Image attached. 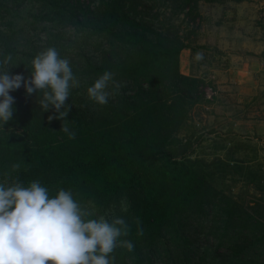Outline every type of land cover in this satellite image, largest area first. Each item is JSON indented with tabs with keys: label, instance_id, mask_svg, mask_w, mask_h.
<instances>
[{
	"label": "trees",
	"instance_id": "16d2710c",
	"mask_svg": "<svg viewBox=\"0 0 264 264\" xmlns=\"http://www.w3.org/2000/svg\"><path fill=\"white\" fill-rule=\"evenodd\" d=\"M244 1L0 0V60L13 57L10 74L29 79L31 60L54 46L80 81L66 102L75 139L60 131L62 120L49 121L58 113L42 110L39 93L27 95L23 86L10 93L15 104L12 120L0 128V182L18 176L28 186L38 179L52 197L70 189L97 214L118 212L129 200L128 209L118 213L130 233L120 239L131 241L134 250L117 247L114 264H191L199 248L196 236L206 229L217 242L207 263L264 264V200L247 204L215 184L239 174L264 194L261 168L247 175L243 159L193 158L201 140L179 135L193 109L211 103L205 80L181 73V54L191 48L174 26L161 30L147 18L169 3L174 16L196 19L201 3ZM105 71L115 74L123 94L99 105L87 89ZM108 90H114L111 84ZM240 148L245 145L232 149ZM15 164L19 169L13 170ZM203 255L200 263L207 264Z\"/></svg>",
	"mask_w": 264,
	"mask_h": 264
},
{
	"label": "rangeland",
	"instance_id": "374dc122",
	"mask_svg": "<svg viewBox=\"0 0 264 264\" xmlns=\"http://www.w3.org/2000/svg\"><path fill=\"white\" fill-rule=\"evenodd\" d=\"M173 8L169 3L160 10L153 9L147 18L157 23L155 27L161 30L171 23L174 33L190 45L191 49L181 54V73L203 78L205 98L211 101L193 109L180 138L193 136L201 140L194 149L193 158L207 163L215 159L227 162L243 159L249 165V169L244 170L247 175L261 168L259 174L264 186V0L223 5L201 3L196 19L185 14L174 16ZM156 15L159 16L157 20ZM197 53L203 54L202 60H195ZM117 94L123 92L118 90ZM127 94L131 96L134 92ZM111 100L116 102L118 99L113 96ZM241 144L245 148L232 149ZM242 176L227 175L224 180L215 182L216 187L247 204L264 200L258 183H251ZM128 203L129 200H125L121 207L127 210ZM122 208L118 211L121 214ZM118 212H102L97 216H105L111 221L121 218ZM196 237L199 248L191 264H204L199 259L204 253L207 256L205 263L211 261L209 256L217 246L215 237L209 236L208 229ZM220 252L230 256L226 250ZM220 260L214 264H219ZM229 261L227 259L224 264H230ZM233 264L241 263L234 261Z\"/></svg>",
	"mask_w": 264,
	"mask_h": 264
},
{
	"label": "clouds",
	"instance_id": "9594fccd",
	"mask_svg": "<svg viewBox=\"0 0 264 264\" xmlns=\"http://www.w3.org/2000/svg\"><path fill=\"white\" fill-rule=\"evenodd\" d=\"M202 59L203 54L197 53L195 60ZM14 66L11 55L0 60V128L13 118L15 99L10 93L23 86L27 95L39 93L37 103L43 111L55 109L58 116H49V121L62 120L60 131L75 139L76 133L66 123L70 111L66 102L80 81L70 60L50 46L31 60L29 79L10 74ZM114 76L105 71L88 87V98L106 105L121 87ZM110 84L112 92L108 90ZM19 167L15 164L13 170ZM94 215V210L82 206L70 189L61 188L52 197L38 179L28 186L18 176L11 183L7 179L0 182V264H114L112 254L117 247L134 250L131 241L120 239L130 233L124 218L109 221L105 216L91 218ZM138 235H143L142 229Z\"/></svg>",
	"mask_w": 264,
	"mask_h": 264
}]
</instances>
